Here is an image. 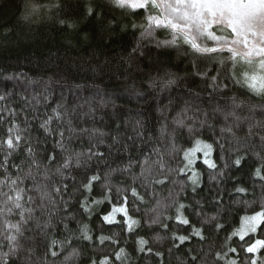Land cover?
Segmentation results:
<instances>
[{
  "label": "trees",
  "instance_id": "trees-1",
  "mask_svg": "<svg viewBox=\"0 0 264 264\" xmlns=\"http://www.w3.org/2000/svg\"><path fill=\"white\" fill-rule=\"evenodd\" d=\"M89 2L90 0H0V93L11 94L6 104L16 112V115L9 119L14 120L24 130L22 134L32 140L37 149V159L43 164L48 163L46 159L48 155L56 158V164L48 169V180L43 178L42 173L45 169L42 167L35 181L28 179L21 185L26 188L27 195L33 197L31 202L26 203V207H33L39 215V205L43 203L45 213L41 220L48 219L47 210L51 205L47 200L42 201L41 193L33 188L34 183H39L44 185V191L55 201V210H59V215H75L81 224L87 223L94 237L120 233L121 228L118 224L108 225L101 220L103 215L111 211L110 204L105 210L107 202L99 206L93 205L96 211L90 218L87 215L80 216L82 209H79L77 201L82 197L73 196L74 190L71 187L73 181L71 179L64 181L55 174V168L62 163V158L66 155L55 148L56 141L60 139L59 132L64 131L65 136H69L67 121L71 120V127L76 131L71 134L72 139L68 147L73 152L85 151L92 143L103 140L104 143L100 144L99 150L103 151L109 163L116 167L126 164L129 157L142 161L144 155L151 154L154 147L168 144L169 138L178 147H189L192 138L187 134V129L173 132L177 129L173 120L179 113L186 125L192 124L195 120L196 126L199 127V121L203 120L204 114L207 113L209 122L198 135L205 143H213L212 159L218 168L208 169L198 160L194 168L200 173V187L197 193H192L191 183L185 176L183 179L187 183V188L180 197V202L185 204H194L196 200H200L204 212L197 216L191 207L188 208L184 215L190 219L191 226L177 225L174 219L164 220L163 217L161 219L164 223L170 224L171 230L177 234H188L192 227L203 229L207 226L203 225L202 221L216 215L214 199L220 195L225 209L220 213V222L224 224V230L219 233L213 231L210 235L205 233L208 237L206 242L199 241L198 237H192L180 250L173 249L169 254L170 239L155 241V237L157 235L164 237L165 232H168L170 237L171 231L159 226H153L155 230L146 226L136 229L139 235L149 240L150 246L164 250L166 260L170 264H179L180 260L190 264L191 256L185 255L189 248L203 249L204 252L211 248H219L226 236L239 226V217L248 211L241 197L252 201L254 194L260 195L258 184H254L249 177L247 164L240 171H236L235 167L225 170V177L219 185L210 179V173L219 171L226 161L233 160L236 155L234 150L230 151L236 147L232 135L225 133L221 138L220 129L225 126L223 115L214 113L213 110L216 108L230 110L232 99L236 98L237 103L244 108V111L238 109L236 114L243 118L249 114L246 107L248 105L252 107L254 113L264 112V100L249 92L246 87L232 82H229V89L223 94L212 92L199 77L191 75L193 71L191 57L185 58L174 49L162 50L156 47L157 40L170 39L163 31H157L153 37H142L143 29L132 27L134 23L143 24L142 17L120 15L121 10L109 14L108 21L105 22L112 21L109 30L95 17L87 15L86 8ZM34 4L37 10L33 12ZM25 15L28 16L27 20L23 19ZM60 20H64L65 23L60 24ZM69 23L73 27H68ZM134 48L137 51L133 52ZM208 70L212 75H216L212 66H209ZM165 71L180 77L178 86L163 88V81L167 79ZM16 74L21 75L11 80L6 79L8 76L15 77ZM152 79L157 81L155 89L149 88ZM45 95L48 96L47 101L44 99ZM57 105H61L59 108L61 119L54 118L48 125L49 133H45L40 124L52 115V109ZM186 108L188 111L184 113L183 110ZM259 119H264V116L256 115L255 120ZM228 123H231V118ZM8 126L7 123L0 124V136L5 134ZM162 127L166 128L164 139H161L160 134ZM246 131V124L243 125V131L234 129L240 139H243ZM113 137H116L119 143L109 149L108 145L112 144ZM129 137L132 139L129 140ZM217 140L223 143V149L215 143ZM125 144L130 146L128 152L123 151ZM25 156L23 151L14 154L10 160V173H17V169L12 165H21L24 171L28 170ZM2 158L0 155V160ZM167 159L170 167L177 166L176 159L172 157ZM97 166L105 167L103 164L98 165L96 161L91 163L93 170ZM134 171L139 173V167H135ZM81 179L80 176L76 177V183L78 184ZM122 179L127 178L116 175L113 177V183H119ZM65 182L69 184L68 191L57 194L55 188H62ZM236 186L245 187L247 192L238 196L233 190ZM171 187V184L168 188L157 186L160 197H168ZM140 191L144 194L142 189ZM92 195L95 199L102 198L99 186ZM70 196H73V199L69 203L68 213H65L63 201L69 200ZM145 199L154 204L150 197L146 196ZM25 200L27 201V196ZM164 203L171 201L165 199ZM166 215L174 217V208ZM122 219V215L117 214L116 221ZM133 219L140 217L134 215ZM53 222L55 223V219ZM70 226L77 228L76 221H72ZM185 228L187 232L182 231ZM117 239L120 246L125 247L133 256L134 264H151L133 251L136 236L125 234L118 236ZM84 245V253L78 264H88L93 254L92 246L87 242H84ZM243 257L244 254L241 253V264ZM208 259L211 264V258Z\"/></svg>",
  "mask_w": 264,
  "mask_h": 264
},
{
  "label": "snow or ice",
  "instance_id": "snow-or-ice-1",
  "mask_svg": "<svg viewBox=\"0 0 264 264\" xmlns=\"http://www.w3.org/2000/svg\"><path fill=\"white\" fill-rule=\"evenodd\" d=\"M36 10L37 6L32 5V11ZM111 10L113 12L121 10L120 15L141 16L144 23L140 25L134 23L132 27L143 29L142 37H153L157 31H163L168 35L170 39L157 40L156 47L162 50L174 49L185 58L191 57L193 69L191 75L199 77L212 92L223 94L229 89V82H232L246 87L249 92L264 100V0H113ZM102 11L107 13L108 9L98 7L90 0L86 8L89 17L100 18ZM24 18L28 16L25 15ZM59 23L64 24L65 21L60 20ZM68 27L71 28L73 25L69 23ZM137 44L139 45V41ZM135 51L136 48L133 49V52ZM209 66L216 71V75L209 72ZM19 75L21 74H16L15 77L8 76L6 79L18 78ZM10 95L0 93V124L9 125L5 134L0 136V155L3 157L0 160V264H55L61 258L63 264H78L84 253V242L93 248L88 264H134L133 256L125 247L120 246L117 239L118 236L125 234L136 236L133 251L140 257L151 264H170L166 260L164 250L150 246L149 240L139 235L136 229L146 226L155 230L153 226H159L171 231L170 237L168 232H165L164 237L160 235L155 237V241L170 239L169 254L173 249L180 250L192 237H198L199 241L206 242L208 237L205 233L210 235L213 231L219 233L224 230V224L220 222V213L225 209L220 195L214 199L216 215L202 221L203 225L207 226L203 229L192 227L188 234H177L171 230L170 224L164 223L161 219V217L164 220L174 219L177 225L191 226L190 219L184 215L188 208L191 207L197 216L204 212L200 200H196L194 204H185L180 202V197L187 188V183L183 179L185 176L191 183V192L197 193L200 187V173L195 170L194 165L201 156L202 163L208 169L218 168L212 159L213 143H205L198 135L209 122L207 113L204 114L205 118L199 121V127L196 126L195 120L192 124L186 125L179 113L173 120L177 125L173 132L187 129V134L192 138L189 147H178L169 138L168 144L154 147L152 153L144 155L142 161L129 157L126 164L116 167H113L105 153L99 150L100 144L104 143L103 140L92 143L85 151L73 152L68 144L72 139L71 134L76 130L71 127L72 121H67L69 136L66 137L64 131H60V139L55 144L56 149L66 153L62 163L55 168V174L64 181L69 179L73 181L71 185L74 190L73 196L82 197L77 201L79 209H82L81 217L87 215L90 218L96 211L93 205L99 206L107 202L105 210L110 204L111 211L101 217L102 222L108 225L115 223L121 228L120 233L94 237L87 223L81 224L75 215H59V210H55V201L44 191L42 184L34 183L33 188L41 193L42 201L47 200L51 205L47 210L48 219L41 220L45 213L43 203L39 205V215L33 207H26V203L31 202L33 197L27 195L26 188L21 185L28 179L35 181L42 167L45 169L42 173L43 178L48 180V169L56 164V158L48 155L47 164L37 159V149L32 140L22 134L24 130L14 120L9 119L16 115L15 110L6 104ZM44 99L47 101L48 96L45 95ZM60 107L61 105H57L53 108L52 115L40 124L45 133H49L48 125L54 118L61 119ZM246 107L249 114L243 118L236 114L238 109L244 111L236 98L232 99L230 110L222 108L213 110L214 113L223 115L225 126L220 129L221 138L225 133L232 135L236 147L230 151L234 150L236 155L233 160L226 161L219 171L209 175L210 179L219 185L225 177V170L235 167L236 171H240L247 164L249 177L254 184H258L260 195L254 194L252 201L241 197L248 211L239 217V226L226 236L219 248H211L208 252L189 248L185 255L191 256L190 264H209V257L211 264H241V253L244 254L243 264H264V119L255 120L256 115L264 116V112L257 114L250 105ZM183 111L187 113L188 109ZM230 118L231 123H228ZM137 123L139 125V122ZM245 124L247 131L243 139H240L234 129L243 131ZM165 133L166 128L162 127L161 139L165 138ZM131 139L132 137H129V140ZM118 143V139L113 137L108 148L111 149ZM215 143L219 144L221 149L224 148L220 140ZM129 147L125 144L123 151L128 152ZM17 151L26 154L25 163L28 170L24 171L21 165H12L17 169V173L12 174L9 172L10 160ZM77 153L105 167L97 166L93 170L91 163L88 166H80L74 161ZM167 157L176 159L177 166L170 167ZM135 167H139V173L134 171ZM189 172L191 175H188ZM116 175L127 179L113 183V177ZM78 176L82 179L77 184ZM169 184L172 187L168 191V197L161 198L157 186L168 188ZM98 186L101 199H95L92 195ZM68 189L69 184L65 182L62 188L56 187L55 192L60 194L62 191L67 192ZM140 189L144 194H141ZM233 190L238 196L247 192L243 186H236ZM253 191L255 193V190ZM73 196L63 201L65 213H68ZM146 196L150 197L154 204L146 200ZM165 199L171 203H164ZM173 208L174 217L166 215ZM117 214L122 215V221H116ZM134 215L140 219H133ZM72 221H76L77 228L70 226ZM182 231L188 230L185 228ZM233 244L236 246H232ZM179 264L186 262L180 260Z\"/></svg>",
  "mask_w": 264,
  "mask_h": 264
},
{
  "label": "clouds",
  "instance_id": "clouds-1",
  "mask_svg": "<svg viewBox=\"0 0 264 264\" xmlns=\"http://www.w3.org/2000/svg\"><path fill=\"white\" fill-rule=\"evenodd\" d=\"M92 2L98 7L108 9L107 13L102 11L100 18H96V20L99 21L102 25H104L105 28L111 30L110 23L109 22L105 23V22L108 21L109 14L114 13L111 10L113 7V0H92ZM23 19L27 20L28 18L23 17ZM165 76L167 77V79H164L163 81V88L167 89L174 86H178L180 77L175 76L173 73L167 71H165ZM156 87H157V81L155 79L150 80L149 88L155 89ZM74 161L80 166H88L90 163L93 162V161H89L88 158H86L83 154L80 153L76 154V157H74ZM55 264H63V258L57 260Z\"/></svg>",
  "mask_w": 264,
  "mask_h": 264
},
{
  "label": "rangeland",
  "instance_id": "rangeland-1",
  "mask_svg": "<svg viewBox=\"0 0 264 264\" xmlns=\"http://www.w3.org/2000/svg\"><path fill=\"white\" fill-rule=\"evenodd\" d=\"M199 155H201V154H198V156H199ZM197 161H198V160H197ZM200 161H202V156H201V159H200ZM189 173H190V172H189Z\"/></svg>",
  "mask_w": 264,
  "mask_h": 264
}]
</instances>
